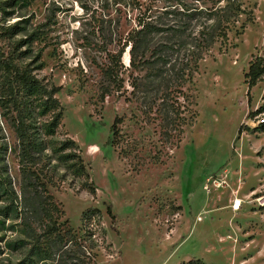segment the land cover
<instances>
[{
    "label": "rangeland",
    "instance_id": "374dc122",
    "mask_svg": "<svg viewBox=\"0 0 264 264\" xmlns=\"http://www.w3.org/2000/svg\"><path fill=\"white\" fill-rule=\"evenodd\" d=\"M0 3V26L18 27L1 46L9 52L27 41L17 63L31 66L44 85L60 87L63 108L54 136L43 131L50 116L34 111L32 124L45 143L39 180L29 181L0 95V264H81L86 258L93 264H264V112L247 119L264 107V79L250 97L245 81L264 50V0H247L254 21L201 62L187 118L197 116L180 140L173 131L172 138L164 135L161 117H146L126 102L128 83L122 95L100 102L108 53L134 27L128 0ZM34 33L40 39L30 40ZM123 62L129 67V50ZM117 117L124 119L121 135L110 144ZM66 140L79 151L62 152ZM71 152L80 154L86 171L66 159ZM215 175L229 185L207 193L206 181ZM47 192L65 211L57 226L41 218L39 201ZM236 200L242 205L234 211Z\"/></svg>",
    "mask_w": 264,
    "mask_h": 264
},
{
    "label": "trees",
    "instance_id": "16d2710c",
    "mask_svg": "<svg viewBox=\"0 0 264 264\" xmlns=\"http://www.w3.org/2000/svg\"><path fill=\"white\" fill-rule=\"evenodd\" d=\"M128 5L136 14L134 27L126 38L119 40L118 50L108 53L100 102L104 103L114 92L122 95L124 90L127 91L128 83L132 91L131 98L127 97L126 102H135L146 117L153 114L161 117L164 135L172 138L173 131L178 133L180 140L184 128L194 123L197 116L195 112L191 119L187 118L196 105L190 87L194 84L201 62L218 44L224 47L232 32L239 34L244 31L254 21V12L248 7L247 0H128ZM2 6L0 3V10H3ZM17 30L16 26H0V95L13 117L22 175L25 180L37 181V161L44 151L45 142L31 119L38 107L42 116H50V121L44 126L45 135L56 134L63 118V108L57 98L61 88L44 85L31 66L23 67L17 63L20 57L18 51L27 41L16 42L15 48L9 52L1 46V42L16 35ZM37 33L30 40L40 39ZM127 50L129 67L123 62ZM125 75H128V80ZM263 79L264 50L261 56L254 57L245 74L249 97L250 91ZM261 111L264 112V107L254 113L250 111L247 119ZM123 122L121 117L115 119L110 144L120 137ZM252 132L258 133L259 130L257 128ZM242 134L243 126L239 129V136ZM60 149L62 152L79 151V146L74 140H66ZM65 157L74 161L80 170L86 171L80 154L71 152ZM39 207L41 218L54 220L55 226L65 215L61 203L48 192L44 198L40 197ZM89 211L98 213V210ZM55 235L63 239L59 231ZM91 261L86 258L81 264H93ZM180 264L205 263L200 259H191Z\"/></svg>",
    "mask_w": 264,
    "mask_h": 264
},
{
    "label": "built area",
    "instance_id": "2783aa9c",
    "mask_svg": "<svg viewBox=\"0 0 264 264\" xmlns=\"http://www.w3.org/2000/svg\"><path fill=\"white\" fill-rule=\"evenodd\" d=\"M259 123H264V120L260 121ZM228 181L226 180V176H222V175H215L212 177H209L206 181V184L204 186V190L209 193L212 189H221V188H225L228 187ZM238 201V203H237ZM241 201L240 200H236L233 204V210L237 211L239 210V208L241 207ZM262 205V203H261ZM198 221L202 220V217L199 216Z\"/></svg>",
    "mask_w": 264,
    "mask_h": 264
},
{
    "label": "bare ground",
    "instance_id": "6f19581e",
    "mask_svg": "<svg viewBox=\"0 0 264 264\" xmlns=\"http://www.w3.org/2000/svg\"><path fill=\"white\" fill-rule=\"evenodd\" d=\"M237 203H238V201H237Z\"/></svg>",
    "mask_w": 264,
    "mask_h": 264
},
{
    "label": "water",
    "instance_id": "95a60500",
    "mask_svg": "<svg viewBox=\"0 0 264 264\" xmlns=\"http://www.w3.org/2000/svg\"><path fill=\"white\" fill-rule=\"evenodd\" d=\"M128 65H129V63H128Z\"/></svg>",
    "mask_w": 264,
    "mask_h": 264
}]
</instances>
